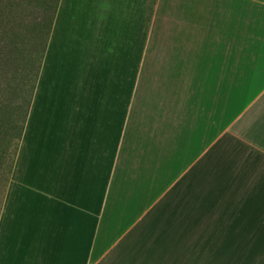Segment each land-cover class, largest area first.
I'll use <instances>...</instances> for the list:
<instances>
[{
    "label": "crops",
    "instance_id": "crops-1",
    "mask_svg": "<svg viewBox=\"0 0 264 264\" xmlns=\"http://www.w3.org/2000/svg\"><path fill=\"white\" fill-rule=\"evenodd\" d=\"M239 1H60L0 264H264V32L242 40Z\"/></svg>",
    "mask_w": 264,
    "mask_h": 264
},
{
    "label": "trees",
    "instance_id": "trees-1",
    "mask_svg": "<svg viewBox=\"0 0 264 264\" xmlns=\"http://www.w3.org/2000/svg\"><path fill=\"white\" fill-rule=\"evenodd\" d=\"M60 1L0 0V124L4 120L3 94L9 91L16 98L15 109L7 120L12 124L0 149V172L8 162L0 201L23 135ZM2 81L8 85L3 87ZM17 116H21L18 122ZM1 135L0 127V139Z\"/></svg>",
    "mask_w": 264,
    "mask_h": 264
},
{
    "label": "rangeland",
    "instance_id": "rangeland-1",
    "mask_svg": "<svg viewBox=\"0 0 264 264\" xmlns=\"http://www.w3.org/2000/svg\"><path fill=\"white\" fill-rule=\"evenodd\" d=\"M240 10H241V36L242 40H259L260 36L263 35L262 32H264V0H240ZM10 75V73H9ZM13 75H11L12 77ZM5 85H8V82L4 83L2 81V86L5 87ZM9 92V91H8ZM4 93L3 98L5 106L3 108L4 114L2 124H0L1 127V144L0 149H2V140L3 137L8 130L9 126L12 124L9 123V117L12 116V111L15 109V96L10 95L9 93ZM21 116L15 117L16 121L18 122L20 120ZM12 119V118H11ZM13 120V119H12ZM14 133V132H13ZM12 135V134H11ZM8 162L4 164L3 171L0 172V199L2 197L3 192V185L5 183V176L3 174L6 173V170L8 169Z\"/></svg>",
    "mask_w": 264,
    "mask_h": 264
},
{
    "label": "bare ground",
    "instance_id": "bare-ground-1",
    "mask_svg": "<svg viewBox=\"0 0 264 264\" xmlns=\"http://www.w3.org/2000/svg\"><path fill=\"white\" fill-rule=\"evenodd\" d=\"M230 158V157H229Z\"/></svg>",
    "mask_w": 264,
    "mask_h": 264
}]
</instances>
